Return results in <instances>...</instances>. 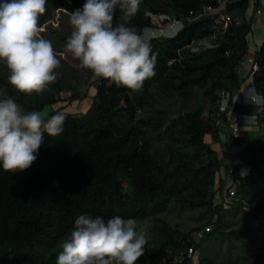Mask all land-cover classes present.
I'll use <instances>...</instances> for the list:
<instances>
[{
    "label": "trees",
    "instance_id": "1",
    "mask_svg": "<svg viewBox=\"0 0 264 264\" xmlns=\"http://www.w3.org/2000/svg\"><path fill=\"white\" fill-rule=\"evenodd\" d=\"M85 2L47 0L40 27L52 21L56 10L82 8ZM208 5L220 8L218 0H141L138 13L127 24L138 33L159 25L160 15L185 24L172 38L151 40L157 57L155 75L139 91L100 78L85 114L75 116L63 108L51 112L50 118L59 112L66 115L64 131L56 137L44 134L30 168L13 173L0 165V264H57L60 245L80 215L105 221L115 216L153 219L164 236L151 258L154 264H264V234L256 254L245 252L260 241L259 228L248 222L241 233L220 230L228 208L248 209L252 225L264 219V142L234 157L236 197L231 204L215 205L225 186L216 188L217 177L226 162L205 140L207 135L216 140L223 96L232 100L245 82L239 70L253 32L247 18L249 0L226 2L224 12L233 20L226 30L213 14L197 18ZM122 15L117 7L114 26L124 22ZM208 39L210 47L194 49ZM64 41L60 47V42L52 44L57 53L64 50ZM254 64L253 84L264 96V42ZM55 71L56 81L43 93L25 95L9 83L10 71L0 61V99L11 97L26 112H42L63 102L66 94L69 101L81 99L76 85L95 77L63 58ZM242 170L247 174L242 176ZM173 204L180 214L202 210L199 219H209L188 233L180 232L160 217ZM208 227L215 232L193 240L195 232ZM221 238L233 263L210 254L207 243ZM192 246L196 252L188 257Z\"/></svg>",
    "mask_w": 264,
    "mask_h": 264
},
{
    "label": "clouds",
    "instance_id": "2",
    "mask_svg": "<svg viewBox=\"0 0 264 264\" xmlns=\"http://www.w3.org/2000/svg\"><path fill=\"white\" fill-rule=\"evenodd\" d=\"M47 0H4L0 3V61L9 83L20 93L40 94L57 79L61 59L70 53L95 77L139 91L155 75L157 57L150 42L127 26L138 13L141 0H86L70 15L73 28L64 50L57 53L41 34L39 20ZM119 7L123 23L114 26ZM179 22H177V25ZM251 98L258 102L264 97ZM66 115L49 119L39 111H24L13 98L0 99V165L22 172L31 167L44 134L59 136ZM247 174L242 170L241 175ZM146 234L134 218L80 215L60 247L57 264H136L144 255Z\"/></svg>",
    "mask_w": 264,
    "mask_h": 264
},
{
    "label": "crops",
    "instance_id": "3",
    "mask_svg": "<svg viewBox=\"0 0 264 264\" xmlns=\"http://www.w3.org/2000/svg\"><path fill=\"white\" fill-rule=\"evenodd\" d=\"M228 1V0H224ZM238 0H234L236 2ZM225 6H221L215 13H225ZM247 18L252 21L253 32L249 37V50L246 59L244 60L239 75L242 80H245L240 90H245L247 86H252L253 80L250 78V73L258 50L264 42V0H249V9L247 12ZM207 40L201 42V49L211 46V42L206 43ZM100 80V77L93 78L89 83L81 82V85L77 87V92L82 97L79 100L69 101L70 94L64 96L63 102H60L52 107H46L41 113L45 116V119L50 118L51 112L54 110L63 108L67 112L72 113L75 116H82L91 107L95 94H96V82ZM235 108L248 116H257V123H245L241 127L240 138L237 141V145L241 152L245 151L249 147H255V144L262 134L264 127V107H256L247 103L237 104ZM218 132L215 138L212 135H207L205 140L211 145L212 149L217 153L220 160L224 159L226 166L221 170L220 176L217 177L216 188L222 183L232 184L231 172L235 165V156L227 154V136L231 133V128L228 125L225 115H221L217 120ZM214 139V140H213ZM232 186V185H231ZM224 188V187H223ZM221 194L218 196L220 198Z\"/></svg>",
    "mask_w": 264,
    "mask_h": 264
},
{
    "label": "rangeland",
    "instance_id": "4",
    "mask_svg": "<svg viewBox=\"0 0 264 264\" xmlns=\"http://www.w3.org/2000/svg\"><path fill=\"white\" fill-rule=\"evenodd\" d=\"M69 6L72 7V3L68 2ZM74 8V7H73ZM76 9L67 8V9H59L56 10L53 19L50 23L40 27L41 28V34L45 39H48L52 42V44H57V42H60L58 47L62 46L61 42H65L70 37L71 32L73 31V28L70 24V15L73 11ZM211 39H208L206 43L211 42ZM64 44V46H65ZM203 44V43H201ZM201 44H197L194 46V49H201ZM70 65L74 66L78 70H80L82 73L86 68H84L81 65V62L74 57H68L65 55L63 57ZM95 78V77H94ZM92 80V79H91ZM81 85V82H79L76 85L77 87ZM255 146L262 145L264 142V127L262 134L259 135ZM217 201V200H216ZM218 202V201H217ZM233 209L228 208V211L224 213L225 218V225L223 224L220 227V230L222 232H231V231H238L243 232L244 231V224L248 223L251 224L252 227L259 228V235L258 236L260 241H257V243H254L250 246H247L245 248L246 254L253 256L259 251V248H261L262 244V238L261 236L264 234V219H262L261 222L252 225V221H250L248 217L249 210L244 207H236L234 211ZM202 216V210H194V211H187L182 214L179 213V210L175 208V205H171L169 208V211L160 217L165 220L173 229H177L180 232L188 233L192 231L195 228L201 227L207 222L209 219L208 216H205V218H201ZM156 222H154L153 219H148L145 221H137V227L138 230L142 228L146 234L147 244L145 245L144 255H142L139 260L136 262V264H147L148 260H151L152 256H155L160 248L162 247V243L164 241V236L161 235L160 232V226H158ZM215 232V230H212ZM207 246L212 251L210 254L217 258L221 257L224 259H227L230 263H233L235 260H233L232 256L228 258L226 255V241L221 238L218 241L212 240L209 243H207ZM208 253V250L206 251V254ZM201 255V254H200ZM199 259V255L197 256ZM198 264V261L197 263Z\"/></svg>",
    "mask_w": 264,
    "mask_h": 264
},
{
    "label": "built area",
    "instance_id": "5",
    "mask_svg": "<svg viewBox=\"0 0 264 264\" xmlns=\"http://www.w3.org/2000/svg\"><path fill=\"white\" fill-rule=\"evenodd\" d=\"M220 3V7L226 5L227 1L218 0ZM217 9H215L212 5H208L204 8L203 12H201L198 17H202L205 15L213 14L215 15V20L218 24L222 26L223 30H226L229 25L232 23V16L228 13H215ZM160 24L154 27H148L144 30L143 36L151 42V40L155 38H172L176 36L185 26L183 21L180 20H171L166 15H160L158 17ZM165 20H169L168 25L164 26L162 23ZM177 22L179 24L177 25ZM172 31V36L168 37L166 34ZM253 64L252 70L250 73V78L253 80V72L257 69V66L254 64V61L251 60ZM251 96H255L257 98L264 97L262 94L257 92L254 84L252 86H247L245 90H239L230 100L228 97L223 96L222 100L219 103V112L220 114L225 115L226 121L231 128V133L227 136V154L232 156H237L240 154L241 150L237 145V141L240 138L241 127L245 123H257V116H248L243 114L242 112L238 111L235 106L237 104L247 103L252 106L264 107V100L258 99V102H255ZM232 185V184H231ZM230 184H226L221 192V196L218 199V202L215 201V205L224 203V204H231L234 202L236 197L235 189ZM212 231L211 227L205 228L202 231H197L193 234V240L199 241L205 237L206 233H210ZM196 250L194 246L188 249V257H193ZM147 264H154L151 260H148Z\"/></svg>",
    "mask_w": 264,
    "mask_h": 264
},
{
    "label": "bare ground",
    "instance_id": "6",
    "mask_svg": "<svg viewBox=\"0 0 264 264\" xmlns=\"http://www.w3.org/2000/svg\"><path fill=\"white\" fill-rule=\"evenodd\" d=\"M172 34H173L172 31H169V32L166 34V36L171 37Z\"/></svg>",
    "mask_w": 264,
    "mask_h": 264
}]
</instances>
